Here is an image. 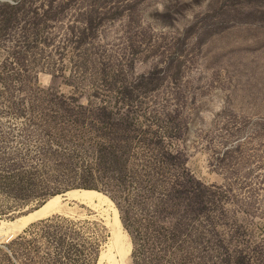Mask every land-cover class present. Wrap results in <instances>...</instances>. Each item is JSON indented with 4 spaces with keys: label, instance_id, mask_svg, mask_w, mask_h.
Wrapping results in <instances>:
<instances>
[{
    "label": "rangeland",
    "instance_id": "374dc122",
    "mask_svg": "<svg viewBox=\"0 0 264 264\" xmlns=\"http://www.w3.org/2000/svg\"><path fill=\"white\" fill-rule=\"evenodd\" d=\"M74 190L0 264H264V0H0V225Z\"/></svg>",
    "mask_w": 264,
    "mask_h": 264
},
{
    "label": "bare ground",
    "instance_id": "6f19581e",
    "mask_svg": "<svg viewBox=\"0 0 264 264\" xmlns=\"http://www.w3.org/2000/svg\"><path fill=\"white\" fill-rule=\"evenodd\" d=\"M65 198L69 200L77 199L80 201H89L90 203H92L94 199H98L100 201L108 200L103 194L96 191H70L63 196L55 197L54 199L49 201L44 207L39 210H36V212H28L26 215H24V217L2 223L0 225V243H4L7 240L20 234L25 228L37 222L38 220H44L55 215L66 214L67 206L64 203ZM129 252L130 245L127 241V236L123 230L122 223L117 213L115 212L111 246L108 252L104 253L101 256L99 264L101 263L103 258L108 259V264H126Z\"/></svg>",
    "mask_w": 264,
    "mask_h": 264
},
{
    "label": "trees",
    "instance_id": "16d2710c",
    "mask_svg": "<svg viewBox=\"0 0 264 264\" xmlns=\"http://www.w3.org/2000/svg\"><path fill=\"white\" fill-rule=\"evenodd\" d=\"M87 191H89V190H87ZM57 197V196H56ZM55 197H53V198H51V199H49L47 202H45L42 206H40L39 208H37V209H35L34 211L36 212V210H39V209H41L42 207H44L49 201H51L52 199H54ZM34 211H32V212H34ZM31 212V213H32ZM16 220V219H15ZM126 264H127V261H126Z\"/></svg>",
    "mask_w": 264,
    "mask_h": 264
}]
</instances>
